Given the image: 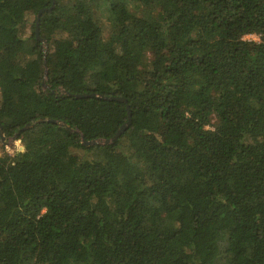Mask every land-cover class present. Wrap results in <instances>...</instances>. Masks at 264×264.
Segmentation results:
<instances>
[{
	"label": "trees",
	"instance_id": "trees-1",
	"mask_svg": "<svg viewBox=\"0 0 264 264\" xmlns=\"http://www.w3.org/2000/svg\"><path fill=\"white\" fill-rule=\"evenodd\" d=\"M55 1L0 0V264H264V0Z\"/></svg>",
	"mask_w": 264,
	"mask_h": 264
},
{
	"label": "water",
	"instance_id": "water-1",
	"mask_svg": "<svg viewBox=\"0 0 264 264\" xmlns=\"http://www.w3.org/2000/svg\"><path fill=\"white\" fill-rule=\"evenodd\" d=\"M55 0H54V4H53V7L51 9H49L50 11H52V9L55 7ZM47 10L44 9L42 11L39 12L38 14V17H37V25H36V34H37V37L39 38V32H40V26H41V18L43 16V14L46 12ZM96 95L95 94H81V95H76V98L78 99H81V98H95ZM109 100L111 101H118V102H123L125 103L126 105H128V101L124 98H115V97H112V98H109ZM129 107H128V111H129ZM42 122V121H40ZM132 124V117H131V114H130V111H129V121L127 124H125L121 129H119V131L117 132V134L110 140H107V141H104V142H99V141H93V142H86L84 141L83 142V145L85 147H92V146H97V145H100V144H106V145H110V144H114L116 143L119 138L125 133V131H127V129L131 126ZM36 124H33V125H27L23 131L25 130H28L30 128H33ZM21 132H19L17 135H15V139H17L19 136H20ZM0 137L1 139L3 140L5 137L3 135V131H2V128L0 129Z\"/></svg>",
	"mask_w": 264,
	"mask_h": 264
},
{
	"label": "rangeland",
	"instance_id": "rangeland-1",
	"mask_svg": "<svg viewBox=\"0 0 264 264\" xmlns=\"http://www.w3.org/2000/svg\"><path fill=\"white\" fill-rule=\"evenodd\" d=\"M34 23V17L29 19V23L26 26L25 32L27 35H31L33 32L32 24ZM245 40L248 41H259L257 36H247ZM18 150H23L22 144L15 138L7 139L6 137L1 140L0 142V156L4 155L5 153L14 154V152ZM77 155L83 156V151H75Z\"/></svg>",
	"mask_w": 264,
	"mask_h": 264
}]
</instances>
